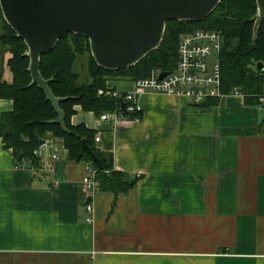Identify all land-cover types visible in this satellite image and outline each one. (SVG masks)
Returning a JSON list of instances; mask_svg holds the SVG:
<instances>
[{
  "label": "crops",
  "instance_id": "obj_1",
  "mask_svg": "<svg viewBox=\"0 0 264 264\" xmlns=\"http://www.w3.org/2000/svg\"><path fill=\"white\" fill-rule=\"evenodd\" d=\"M2 72L12 84L6 62ZM133 83L111 80L108 90ZM139 103V122L81 106L72 117L97 132L116 171L140 177L118 197L98 190L91 201L82 184L90 165L71 161L62 143L36 151V171L0 137V264H264V105L229 96L194 106L154 93ZM13 110L0 99V120Z\"/></svg>",
  "mask_w": 264,
  "mask_h": 264
},
{
  "label": "trees",
  "instance_id": "obj_2",
  "mask_svg": "<svg viewBox=\"0 0 264 264\" xmlns=\"http://www.w3.org/2000/svg\"><path fill=\"white\" fill-rule=\"evenodd\" d=\"M258 7L256 0H222L208 18L201 22L169 21L161 46L145 57L138 65L120 71H109L99 67L91 55L87 38L76 34L63 37L55 49L41 58L40 71L57 98L65 99L60 108L65 114V129L56 121L59 115L43 90L32 82L29 72L30 60L25 57L28 48L4 20L0 6V20L3 33L0 36V99L11 100L14 110L1 116L0 137L7 149H12L17 163L30 162L40 170L36 151L47 141H57L69 152V159L86 162L97 171L99 191L112 193L115 197L133 190L140 177L116 171L114 157L96 147L97 132L85 125L74 126L72 117L75 107L81 106L85 112L101 115L121 110L122 101L107 92L111 80L137 81L149 77L153 71L161 69L168 73L175 70L178 62V45L182 36L198 29L218 30L223 33L224 46L220 57L222 67V92L226 95L239 90L244 95L246 106L261 105L264 97V20L257 35L254 32ZM9 58L6 60V56ZM87 57L86 74L78 72L80 58ZM6 65L13 74V83L2 80ZM114 92V91H111ZM220 101L211 100L202 106H216ZM130 120L143 114L127 115ZM7 129L10 132L6 134ZM83 140L102 163L103 170L84 149ZM22 154V158L19 155Z\"/></svg>",
  "mask_w": 264,
  "mask_h": 264
},
{
  "label": "water",
  "instance_id": "obj_3",
  "mask_svg": "<svg viewBox=\"0 0 264 264\" xmlns=\"http://www.w3.org/2000/svg\"><path fill=\"white\" fill-rule=\"evenodd\" d=\"M258 14L254 32L264 20V0H256ZM222 0H0L7 24L22 39L30 60L32 82L44 91L59 115L64 129L65 114L40 71L41 58L51 53L68 34L87 38L96 64L109 71L138 65L157 50L169 21L201 22L215 12ZM259 70L264 64H258ZM163 73L161 78L167 76ZM124 107V105H122ZM10 132L7 129L6 134ZM84 149L103 170L99 158L83 140ZM22 157V154L19 155Z\"/></svg>",
  "mask_w": 264,
  "mask_h": 264
},
{
  "label": "built area",
  "instance_id": "obj_4",
  "mask_svg": "<svg viewBox=\"0 0 264 264\" xmlns=\"http://www.w3.org/2000/svg\"><path fill=\"white\" fill-rule=\"evenodd\" d=\"M223 46V33L218 30L198 29L185 34L178 45L177 67L172 72H168L167 76L161 78L165 72L158 69L153 71L149 77L134 81L133 90L130 92L120 93L110 90L99 92L100 95H112L121 100L122 105H124L121 110L102 115L101 119L104 121L113 119L117 123L128 120L139 122V117L130 120L127 115L143 114L139 100L148 93L186 98L194 106H202L211 100L221 102L229 96L244 98L239 90H235L230 95L222 92L220 57ZM260 103L264 105V97L260 98ZM99 141L100 138H96V142ZM52 169L53 165L49 163L41 171ZM96 174L97 171L89 166L87 174L82 180L91 201L94 194L99 190ZM87 210L89 213L94 212V206L91 202L88 204Z\"/></svg>",
  "mask_w": 264,
  "mask_h": 264
},
{
  "label": "rangeland",
  "instance_id": "obj_5",
  "mask_svg": "<svg viewBox=\"0 0 264 264\" xmlns=\"http://www.w3.org/2000/svg\"><path fill=\"white\" fill-rule=\"evenodd\" d=\"M2 12V11H1ZM3 15V14H2ZM4 18V17H3ZM5 20V19H4ZM3 33V26H2V22L0 20V36ZM92 55V54H91ZM7 57V56H6ZM87 57L85 58H80L79 62H78V72L81 74V77L83 78L84 75L86 74V67H87Z\"/></svg>",
  "mask_w": 264,
  "mask_h": 264
}]
</instances>
